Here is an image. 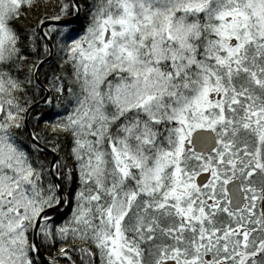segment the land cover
Here are the masks:
<instances>
[{
    "label": "snow or ice",
    "instance_id": "snow-or-ice-1",
    "mask_svg": "<svg viewBox=\"0 0 264 264\" xmlns=\"http://www.w3.org/2000/svg\"><path fill=\"white\" fill-rule=\"evenodd\" d=\"M0 264H264V0H0Z\"/></svg>",
    "mask_w": 264,
    "mask_h": 264
}]
</instances>
